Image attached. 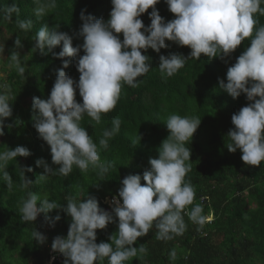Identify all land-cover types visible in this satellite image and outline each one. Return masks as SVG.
Returning <instances> with one entry per match:
<instances>
[{
  "label": "trees",
  "instance_id": "obj_1",
  "mask_svg": "<svg viewBox=\"0 0 264 264\" xmlns=\"http://www.w3.org/2000/svg\"><path fill=\"white\" fill-rule=\"evenodd\" d=\"M13 3L19 13H13L9 21L5 19L3 9ZM37 7L36 0H0V93L8 94L12 104V116L4 121V135L0 136V152L17 146H25L31 152L29 157L8 162L5 170L12 176L11 190L0 172V264H64L65 259L52 261L48 256L54 238L67 237L71 217L56 209L47 214L53 220L57 215L61 216L55 227L46 221L43 213L36 222H23L19 209L28 193H36L41 199L48 198L65 206L67 197L78 202L95 197L101 209L112 212L113 208L105 199L115 196L122 202L118 196L122 180L130 174L143 177L144 171L150 168V159L158 158V149L170 134L165 121L171 114L201 120L192 142L186 144L192 154L191 160L186 162L191 167L184 179L192 185L195 196L193 204L181 213L185 231L170 240L157 239L154 221L149 232L132 245L137 248V255L124 264H264V162L260 166L246 165L239 149L232 153L226 148L227 134L235 127L233 114L252 102L244 93L234 99L219 87L220 79L227 83L228 68L250 46L256 29L264 26V14H254L257 23L253 37L246 38L230 56L224 59H210L204 55L200 59L190 58L172 77L166 78L160 73V55L188 57L191 49L171 41H166L169 47L161 49L160 53L149 48L143 54L151 58V69L137 78L139 86L133 88L123 84L115 108L102 113L99 123L87 114L80 122L97 145L100 162L111 165L103 181L98 169L90 166L82 172L75 165L67 176L48 174L40 181L37 178L45 174V170L36 165L38 159L43 158L54 169L58 165L52 163L50 146L34 127L33 98L50 96L57 70L62 68L63 62L47 49L46 54L36 51L34 37L41 27L48 25L50 31L58 30L72 36L74 47L82 45L83 38L78 36L83 24L81 12L86 9L85 14L107 21L112 4L111 0H56V7L47 9L41 17L35 14ZM156 8L165 22L175 18L164 0ZM151 11L149 9L140 17L145 26L151 24ZM17 19L31 21V29L27 32L19 29ZM118 35L123 40V34ZM17 37L23 48L15 49ZM61 50L62 45L52 51L58 53ZM12 51L20 55L25 67L23 76L9 62ZM84 54L81 49L80 55ZM65 59L69 61V67L64 69L66 74L78 82L80 73L76 58ZM76 100L83 102L78 89ZM115 118L121 121L120 131L108 140L105 148L100 140L105 130L112 129ZM26 167L33 169L25 172L32 183L24 188L20 172ZM141 184L146 185V181L142 179ZM195 205H200L202 214L211 219L203 226L193 223L187 214ZM118 223L116 218L106 229L97 230L96 242L111 243L110 237L118 231ZM36 229L47 237L43 245L33 238ZM141 247L145 251L140 252ZM173 250L176 252L174 260L170 258ZM95 264H108V258L97 260Z\"/></svg>",
  "mask_w": 264,
  "mask_h": 264
},
{
  "label": "clouds",
  "instance_id": "obj_2",
  "mask_svg": "<svg viewBox=\"0 0 264 264\" xmlns=\"http://www.w3.org/2000/svg\"><path fill=\"white\" fill-rule=\"evenodd\" d=\"M160 2L111 0L112 10L107 21L85 14V9L81 12L83 24L78 33L84 42L76 47L72 36L58 30L50 31L48 25L36 33L34 49L42 54H46L47 49L63 62L62 68L57 70L50 96L47 99L33 98L34 127L39 137L50 146L52 163L58 165L54 169L43 158L38 159L36 165L45 170L38 180H45L48 174L67 176L75 165L82 172L90 166L98 169L103 181L111 165L100 162L97 145L80 122L87 114L99 123L102 113L115 108L123 84L133 88L139 86L137 78L151 69V58L143 54L149 48L160 53L161 49L169 47L166 41H171L191 49L188 57L160 55V73L166 78L172 77L190 58L200 59L204 55L210 59H224L230 56L246 38L253 37L257 23L254 14H264V8H261L264 0H164L169 11L175 14L174 19L165 22L156 8ZM36 3L37 17L56 7V0H36ZM149 9H152L149 13L151 24L145 26L140 17ZM3 11L5 19L11 21L13 13H19V8L13 3ZM16 23L25 32L32 27L31 21L17 19ZM121 33L123 40L118 35ZM61 45L60 52L52 51ZM20 48H23V43L17 37L15 49ZM81 49L85 53L82 56ZM67 57L76 58V68L80 73L78 82L64 70L69 67ZM9 62L21 76L25 74L18 52L12 51ZM226 76L227 83L220 79L219 87L234 99L244 93L252 102L233 114L235 127L227 134L226 148L232 153L239 149L246 165L260 166L264 162V26L256 29L250 46L228 68ZM3 87L7 89V85ZM77 89L82 103L76 100ZM11 105L10 96L0 93V136L4 135V121L12 116ZM112 123V129L105 130L100 140L105 148L108 140L120 131V119L115 118ZM165 124L170 134L162 141L158 158L150 159V168L144 171L143 177L130 174L122 180L118 192L122 203L117 202L112 212L101 209L95 197L86 202L67 197L65 206L29 192L19 209L22 221L36 222L43 213L46 221L55 227L61 216L57 215L53 220L47 214L56 209L71 217L67 237L57 236L51 245L53 252L65 257L64 264H95L104 258H108V264H124L137 255V248L132 245L149 232L154 221L158 229L157 239L170 240L174 235H182L186 226L181 213L193 204L195 196L192 185L184 179L191 167L186 162L191 160L192 154L186 144L192 142L201 120L171 114ZM139 138L142 139L140 135ZM30 155L25 146L0 152V172L9 190L13 182L5 170L8 162ZM32 171L31 167L21 168L22 187L27 188L32 183L25 176V172ZM142 179L146 185L141 184ZM202 213V207L195 205L187 214L193 223L203 226L208 218ZM116 218L119 220L118 231L110 237L111 243H97V230L106 229ZM32 235L41 245L47 240L37 229ZM139 251L145 249L141 247ZM170 258H176L174 250Z\"/></svg>",
  "mask_w": 264,
  "mask_h": 264
},
{
  "label": "built area",
  "instance_id": "obj_3",
  "mask_svg": "<svg viewBox=\"0 0 264 264\" xmlns=\"http://www.w3.org/2000/svg\"><path fill=\"white\" fill-rule=\"evenodd\" d=\"M115 197H109V198H107V199H105L106 200V203H107V205L109 206V207H111V205H109V203L110 202H115ZM109 200V201H108ZM208 220H211L210 218H208ZM49 259L50 260H52V261H54V260H58V261H63L64 259H65V257L62 255V254H60V253H57V252H53V250H52V248L50 249V251H49ZM53 257H55V259H53Z\"/></svg>",
  "mask_w": 264,
  "mask_h": 264
},
{
  "label": "rangeland",
  "instance_id": "obj_4",
  "mask_svg": "<svg viewBox=\"0 0 264 264\" xmlns=\"http://www.w3.org/2000/svg\"><path fill=\"white\" fill-rule=\"evenodd\" d=\"M114 197H115V196H114ZM108 198H109V197H108ZM115 198H116V199H115V202H110V203H109V205H111V208H113L117 202L122 203V202L119 200L118 197H115ZM108 201H109V200H108ZM107 203H108V202H107Z\"/></svg>",
  "mask_w": 264,
  "mask_h": 264
}]
</instances>
